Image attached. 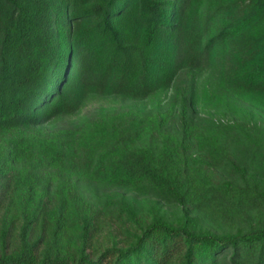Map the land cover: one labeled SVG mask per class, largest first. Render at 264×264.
<instances>
[{"label": "trees", "instance_id": "obj_1", "mask_svg": "<svg viewBox=\"0 0 264 264\" xmlns=\"http://www.w3.org/2000/svg\"><path fill=\"white\" fill-rule=\"evenodd\" d=\"M182 31L201 56L223 51L232 86L207 98L231 124L204 127L185 96L39 129L95 91L160 106L180 62L166 45ZM257 114L264 0H0V264H264ZM86 185L129 220L148 200L127 245L91 250Z\"/></svg>", "mask_w": 264, "mask_h": 264}, {"label": "rangeland", "instance_id": "obj_2", "mask_svg": "<svg viewBox=\"0 0 264 264\" xmlns=\"http://www.w3.org/2000/svg\"><path fill=\"white\" fill-rule=\"evenodd\" d=\"M187 43H190V38L185 31H182L166 45L170 54L169 61L173 62L180 52L178 55L180 62L175 67L168 69L174 75L166 94L161 97L160 106H157L159 98L132 101L117 97L114 94L104 95L95 91L90 93L87 98H83L82 104L75 113L55 120L47 126L39 127V129H73L87 120L129 110L150 113L156 108L167 107L172 101L179 104L180 99L185 96L194 101V119L204 127L212 128L220 124H231L230 122L234 121L235 115L224 107L214 106L208 100L209 97L212 98L227 92V89L232 86V82L227 76L228 63L223 60V51L215 49L211 53L201 56L198 47H194L195 51L190 50ZM176 68L177 71H175ZM208 92L212 93L213 96H207ZM254 117H256L255 121L258 124H264V115L257 114ZM82 189L89 197L92 207L98 212L97 220L92 227L91 250L93 252L127 245L134 233L141 231L146 218H150V212L144 207L148 200H137V203L140 204L137 219L129 220L127 213L120 212L111 199L102 198L97 188L86 185L85 189ZM163 209L168 210L169 214L177 212L165 206Z\"/></svg>", "mask_w": 264, "mask_h": 264}]
</instances>
